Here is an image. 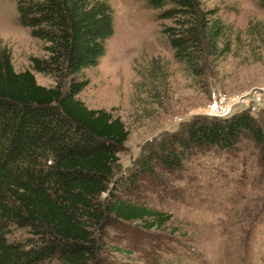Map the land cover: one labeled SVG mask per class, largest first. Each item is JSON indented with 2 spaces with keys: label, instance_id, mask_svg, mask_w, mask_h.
Returning <instances> with one entry per match:
<instances>
[{
  "label": "trees",
  "instance_id": "16d2710c",
  "mask_svg": "<svg viewBox=\"0 0 264 264\" xmlns=\"http://www.w3.org/2000/svg\"><path fill=\"white\" fill-rule=\"evenodd\" d=\"M143 1L158 12L175 60L193 73L227 51L220 44L230 30L216 8L201 0ZM17 12L42 55L17 72L0 46V264H170L151 249L134 258L138 247L122 239L125 226L147 234L172 220L137 197L142 177L157 167L181 171L194 149L232 151L244 139L264 165V117L241 111L197 120L158 144L135 172L115 178L129 130L79 99L89 84L85 70L99 65L114 34L113 8L107 0H18ZM34 72L54 86L40 85ZM12 227L28 236L9 239Z\"/></svg>",
  "mask_w": 264,
  "mask_h": 264
},
{
  "label": "rangeland",
  "instance_id": "374dc122",
  "mask_svg": "<svg viewBox=\"0 0 264 264\" xmlns=\"http://www.w3.org/2000/svg\"><path fill=\"white\" fill-rule=\"evenodd\" d=\"M107 1L114 34L99 65L85 70L89 84L79 99L89 109L120 117L129 130L115 178L135 172L158 144L207 119L213 93L239 96L264 88L259 0H201L218 10L230 34L220 44L227 51L208 58L200 75L175 60L157 11L143 0ZM17 2L0 0V46L10 50L14 69L22 72L42 50L19 22ZM34 74L40 85L54 86L49 76ZM142 178L137 197L172 220L165 231L147 234L135 224L123 227L122 239L138 247L134 258L151 249L170 264H264V165L253 143L244 139L232 151L194 149L181 171L157 167L154 176ZM27 236L14 227L8 234L11 240Z\"/></svg>",
  "mask_w": 264,
  "mask_h": 264
},
{
  "label": "built area",
  "instance_id": "2783aa9c",
  "mask_svg": "<svg viewBox=\"0 0 264 264\" xmlns=\"http://www.w3.org/2000/svg\"><path fill=\"white\" fill-rule=\"evenodd\" d=\"M244 107L242 112L251 115L264 112V88L250 90L239 96H229L222 92L213 93L205 110V116L209 119L225 120L231 118L237 108Z\"/></svg>",
  "mask_w": 264,
  "mask_h": 264
}]
</instances>
